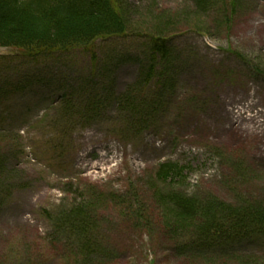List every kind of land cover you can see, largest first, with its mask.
I'll list each match as a JSON object with an SVG mask.
<instances>
[{
	"label": "rangeland",
	"instance_id": "1",
	"mask_svg": "<svg viewBox=\"0 0 264 264\" xmlns=\"http://www.w3.org/2000/svg\"><path fill=\"white\" fill-rule=\"evenodd\" d=\"M125 8L126 35L96 40L94 60L73 50L34 62L0 47V91L6 92L0 96V125L9 134L2 135V153L5 176L13 178L0 205V258L7 264H75L78 242L55 238L47 214L55 216L64 199L75 203L68 192L76 190L93 213L97 240L116 253L108 264H264V245L257 241L245 255H224L215 250L219 245L203 253L189 250L196 245L192 229L170 232L165 221L174 210L156 204L151 185L165 159L187 167L180 180L157 185L165 199L172 193L198 200L212 194L232 203L239 196L263 199L264 147L259 157L253 138L240 143L220 133L224 120L215 106L226 103L229 109L230 103L251 115V95L264 105V0H240L232 26L220 22L225 7H219L200 18L201 35L184 0H125ZM152 33L168 36L180 70L177 91L154 128L121 141L110 131L121 125L120 119L114 123L119 112L112 102L89 126H60L68 121L59 110L62 94L81 90L110 97L140 81ZM4 81L15 85L8 88ZM90 149L97 161L88 160ZM14 245L21 259L11 254Z\"/></svg>",
	"mask_w": 264,
	"mask_h": 264
},
{
	"label": "trees",
	"instance_id": "2",
	"mask_svg": "<svg viewBox=\"0 0 264 264\" xmlns=\"http://www.w3.org/2000/svg\"><path fill=\"white\" fill-rule=\"evenodd\" d=\"M184 1L190 5L187 13L190 21L197 23L195 29L203 24L200 23L201 17L218 13L216 10L219 7L223 9L225 7L220 22L224 26H232L235 12L240 7V0ZM222 3L225 6H219ZM125 12V0H0V47L17 52L34 62L40 58L50 59L54 54H66L77 49L85 51L93 59L96 40L126 35L127 27L123 25L127 22ZM200 30L201 28L197 34L201 35ZM146 46L147 55L144 59L147 65L145 69L143 65L141 66L140 82L128 86L118 96L110 94L108 97L96 92H88L85 95L81 90L62 94L59 110L68 121L65 120L64 124H61L59 120L60 126L75 127V122H80L84 126L91 121L95 122L104 114L106 105L112 102L119 112L117 121L121 116V125L126 127L124 131L153 127L158 116L168 108L169 100L177 91L180 70L178 64L175 65L174 54L168 45V36L161 37L159 33L156 35L152 33ZM229 53L236 58L244 59L236 52L229 51ZM3 84L8 88L15 85L7 81ZM149 85L152 87L149 88ZM147 87L150 90H146ZM2 91L0 96L6 93ZM16 91L22 93L23 89L18 87ZM0 128L1 205L11 189L4 186L11 183L13 178L5 176L4 173L7 157L2 153L5 142L2 140L5 138L2 135L7 133L1 125ZM53 150L56 151L58 148L55 146ZM186 170L187 167H181L177 162L161 163L156 166L151 182L153 190L156 191L153 195L158 202L156 204L163 205L166 212L174 210V217L165 221L173 235L184 231L190 233L191 231L186 230L192 229L198 240L195 247H190L189 250H204L219 245L218 251L228 256L238 255L230 249L241 247L246 243L257 241L264 245V197L257 201L239 196V201L236 203L223 201L212 194L202 200L196 197L186 198L181 193H172L166 195V199L163 198L161 195L164 194L156 190L157 185H165L175 178L180 180ZM76 192V190L68 192L72 198L76 195L77 199H72L75 203L64 199L65 201L63 200L53 209L55 216L47 214L52 232L57 239L61 238L68 242L69 237L73 236L78 242L79 246L74 250L76 255L71 256L76 261L75 264H95V261L108 264L116 257V253L102 246L97 240L98 228L92 220L93 213L89 211L90 206L84 204L81 197L83 195L80 196ZM76 201L79 203L77 204ZM165 201L168 206L170 205L169 207L164 205ZM139 215L141 216V213ZM143 215L148 219L149 215ZM141 220L142 223L143 216ZM191 221L194 223L190 224ZM178 250L181 251V248ZM12 252L11 254L18 253L16 257L21 259V250L17 245H14ZM0 263L8 262L0 258ZM236 264L248 263L236 262Z\"/></svg>",
	"mask_w": 264,
	"mask_h": 264
},
{
	"label": "bare ground",
	"instance_id": "3",
	"mask_svg": "<svg viewBox=\"0 0 264 264\" xmlns=\"http://www.w3.org/2000/svg\"><path fill=\"white\" fill-rule=\"evenodd\" d=\"M224 98L226 97L224 96ZM250 100L249 107L256 109V112L251 115L245 113L243 108H235L230 103H228L229 109H227L226 103L224 105L218 103L215 106L218 108V119L224 120L223 123H219V132L224 133L223 135L228 139L240 143L243 142V137L253 138L259 144L255 152L259 157H262V151H264L262 150L264 147V105L261 97L256 101L255 97L251 95Z\"/></svg>",
	"mask_w": 264,
	"mask_h": 264
}]
</instances>
